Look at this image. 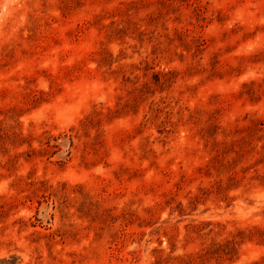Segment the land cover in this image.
Here are the masks:
<instances>
[{"label":"rangeland","instance_id":"1","mask_svg":"<svg viewBox=\"0 0 264 264\" xmlns=\"http://www.w3.org/2000/svg\"><path fill=\"white\" fill-rule=\"evenodd\" d=\"M0 264H264V0H0Z\"/></svg>","mask_w":264,"mask_h":264}]
</instances>
